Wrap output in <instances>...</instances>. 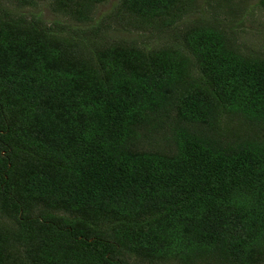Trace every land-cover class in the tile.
Wrapping results in <instances>:
<instances>
[{"label": "trees", "instance_id": "trees-1", "mask_svg": "<svg viewBox=\"0 0 264 264\" xmlns=\"http://www.w3.org/2000/svg\"><path fill=\"white\" fill-rule=\"evenodd\" d=\"M39 1L78 25L0 6V264H264V53L237 43L247 8L119 0L89 25L107 0ZM123 12L169 42L102 44Z\"/></svg>", "mask_w": 264, "mask_h": 264}, {"label": "rangeland", "instance_id": "rangeland-1", "mask_svg": "<svg viewBox=\"0 0 264 264\" xmlns=\"http://www.w3.org/2000/svg\"><path fill=\"white\" fill-rule=\"evenodd\" d=\"M118 1L119 0H107L106 3L98 5L88 24H101L103 19L105 20L108 16L113 15L116 12ZM198 2H201V0H198ZM231 2L247 8V11L243 14L244 17L242 16L244 20L242 21L243 24L238 23L236 26L237 29H235L237 43L240 44L242 49L246 52L256 50V52L264 53V33L261 32L264 30V10L256 7L257 0H231ZM0 6L7 11H11V15L13 16L25 15L29 17L31 15H39L42 20L47 23V25H52L56 21H59L60 23L62 22L69 27H75L78 25L77 23L71 22L67 17H62L60 14L54 13L48 1L38 0L36 5L33 7L20 8L12 0H0ZM192 16L193 15H191V17ZM106 23L109 24V28L107 29L108 31L106 32L105 39L102 41V44L116 39L126 38L130 40L136 38L138 42L147 41L148 46H152L153 44L155 46H159V44H163L169 40L166 37L159 38L157 33H155L152 28H150L151 32L142 31L140 29L139 32L138 29H136L137 27H133L134 25H132L131 17L127 16L126 12L119 14L114 21L107 20ZM177 25L179 26L178 22ZM101 40L99 42H101ZM152 143H155V141Z\"/></svg>", "mask_w": 264, "mask_h": 264}]
</instances>
